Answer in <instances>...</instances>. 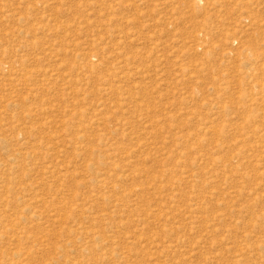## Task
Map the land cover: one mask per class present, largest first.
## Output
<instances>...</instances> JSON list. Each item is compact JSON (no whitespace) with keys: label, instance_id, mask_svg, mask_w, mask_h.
Segmentation results:
<instances>
[{"label":"rangeland","instance_id":"rangeland-1","mask_svg":"<svg viewBox=\"0 0 264 264\" xmlns=\"http://www.w3.org/2000/svg\"><path fill=\"white\" fill-rule=\"evenodd\" d=\"M263 97L264 0H0V264H264Z\"/></svg>","mask_w":264,"mask_h":264},{"label":"bare ground","instance_id":"bare-ground-1","mask_svg":"<svg viewBox=\"0 0 264 264\" xmlns=\"http://www.w3.org/2000/svg\"><path fill=\"white\" fill-rule=\"evenodd\" d=\"M261 103L263 104L262 106L264 107V97H263V99H261ZM88 159H89V157H88ZM96 223H98V222H96Z\"/></svg>","mask_w":264,"mask_h":264}]
</instances>
